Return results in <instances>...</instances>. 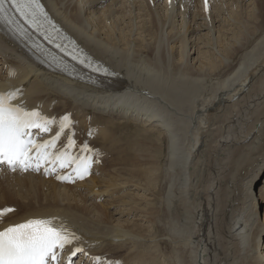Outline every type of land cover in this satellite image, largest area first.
I'll list each match as a JSON object with an SVG mask.
<instances>
[{"label": "bare ground", "instance_id": "bare-ground-1", "mask_svg": "<svg viewBox=\"0 0 264 264\" xmlns=\"http://www.w3.org/2000/svg\"><path fill=\"white\" fill-rule=\"evenodd\" d=\"M42 1L116 79L55 73L0 30V93L109 171L2 172L0 230L51 221L82 264H264V0Z\"/></svg>", "mask_w": 264, "mask_h": 264}, {"label": "snow or ice", "instance_id": "snow-or-ice-1", "mask_svg": "<svg viewBox=\"0 0 264 264\" xmlns=\"http://www.w3.org/2000/svg\"><path fill=\"white\" fill-rule=\"evenodd\" d=\"M6 0H0V13L4 11ZM12 6L25 17L31 24L37 25L38 17L43 15L38 0H11ZM9 97L0 95V160L9 164H19L24 169L32 166L35 160L37 166L41 161L46 163L59 161V166L64 168L67 163L61 156H56L54 161L47 149L55 145V139L63 134V128L67 125L62 123L57 137L44 144H36L31 139H25L29 135L25 129L38 128L41 131H49L48 124L55 123L42 118L37 122L40 114L26 112L18 107H12L7 103ZM67 121V117L62 118ZM68 146H74V141L69 137ZM35 149L36 155L31 153ZM82 150L91 151L84 146ZM77 157H72L75 162ZM89 162L87 158L81 160L80 165L74 169L79 178L87 174ZM64 179V177H58ZM13 209L0 210V218ZM75 235L69 233L63 226L55 227L51 221L42 219H31L25 223L11 225L0 230V264H50L58 261V250H63L66 245L71 244ZM82 251L77 248L73 255Z\"/></svg>", "mask_w": 264, "mask_h": 264}, {"label": "rangeland", "instance_id": "rangeland-1", "mask_svg": "<svg viewBox=\"0 0 264 264\" xmlns=\"http://www.w3.org/2000/svg\"><path fill=\"white\" fill-rule=\"evenodd\" d=\"M103 169H104V171H106L107 169L105 168V167H103ZM109 170H107V172H108ZM124 190H126V189H124ZM124 190H123V192H124ZM107 199H109V198H107ZM15 209V208H14ZM16 210V209H15ZM108 211H110V210H108ZM124 219V218H123ZM83 263V262H82ZM81 263V264H82Z\"/></svg>", "mask_w": 264, "mask_h": 264}]
</instances>
